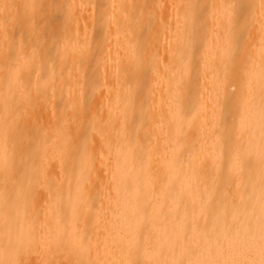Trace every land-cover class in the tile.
I'll list each match as a JSON object with an SVG mask.
<instances>
[{
  "label": "bare ground",
  "instance_id": "1",
  "mask_svg": "<svg viewBox=\"0 0 264 264\" xmlns=\"http://www.w3.org/2000/svg\"><path fill=\"white\" fill-rule=\"evenodd\" d=\"M0 264H264V0H0Z\"/></svg>",
  "mask_w": 264,
  "mask_h": 264
}]
</instances>
